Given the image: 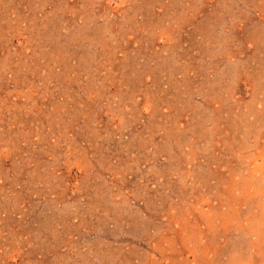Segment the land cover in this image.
<instances>
[{"label": "rangeland", "instance_id": "1", "mask_svg": "<svg viewBox=\"0 0 264 264\" xmlns=\"http://www.w3.org/2000/svg\"><path fill=\"white\" fill-rule=\"evenodd\" d=\"M0 264H264V0H0Z\"/></svg>", "mask_w": 264, "mask_h": 264}]
</instances>
